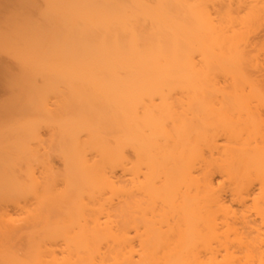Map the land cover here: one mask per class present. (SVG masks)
Listing matches in <instances>:
<instances>
[{
	"label": "bare ground",
	"instance_id": "1",
	"mask_svg": "<svg viewBox=\"0 0 264 264\" xmlns=\"http://www.w3.org/2000/svg\"><path fill=\"white\" fill-rule=\"evenodd\" d=\"M47 4L44 23L3 44L18 48L0 68L16 103L30 82L19 122L28 166L12 190L32 202L15 204L22 217L0 204V253L26 251L25 264H264V90L246 72L255 14L244 0ZM5 188L0 178V199Z\"/></svg>",
	"mask_w": 264,
	"mask_h": 264
},
{
	"label": "rangeland",
	"instance_id": "2",
	"mask_svg": "<svg viewBox=\"0 0 264 264\" xmlns=\"http://www.w3.org/2000/svg\"><path fill=\"white\" fill-rule=\"evenodd\" d=\"M47 9V0H0V68L4 66L6 69L10 65L14 66L16 63L15 53L18 50L16 44H13L9 50H6L3 44L14 38L16 40V36L19 34L18 28L24 29V34L27 36L26 27L30 26L32 19L44 23V13ZM243 10L245 16L249 12L255 14L250 22L248 19L246 20L248 38L245 50L246 55L250 57V61L246 64V72L250 75L253 85L264 90V0H244ZM253 57L259 61L258 66L252 64L251 58ZM20 72L30 73L29 66L20 68ZM23 84L21 92L26 93V97L21 98L20 103H16L17 84H15L12 73L9 71L5 74L0 73V100L6 101V105L11 107L0 114V178L6 180L5 189L7 190L4 193L5 197L0 199V204L9 205L10 210L20 217L24 213L15 204L32 202L30 196H16L12 190L16 178H25L28 166V160L22 157L23 153L19 150V145L24 142L28 147L31 144L30 130L21 129L19 126V122L29 116V110H25V108L30 103V82L27 80L26 84L21 83V85ZM248 88L250 87L248 86ZM262 114L264 116V107ZM40 132L42 137L47 140L50 135L49 128L44 126ZM131 152L132 150H129L130 154ZM53 164L57 169L63 167V159L57 153L53 155ZM27 256L30 254L23 250L0 253V264H25L21 258Z\"/></svg>",
	"mask_w": 264,
	"mask_h": 264
}]
</instances>
